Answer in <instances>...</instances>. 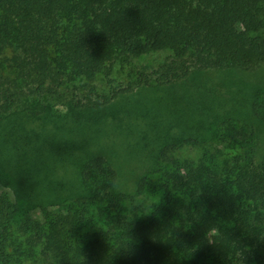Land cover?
Listing matches in <instances>:
<instances>
[{"label":"trees","instance_id":"trees-1","mask_svg":"<svg viewBox=\"0 0 264 264\" xmlns=\"http://www.w3.org/2000/svg\"><path fill=\"white\" fill-rule=\"evenodd\" d=\"M220 72L197 123L136 102ZM120 127L140 160L98 143ZM1 135L36 216L0 199V264H264V0H0Z\"/></svg>","mask_w":264,"mask_h":264},{"label":"rangeland","instance_id":"rangeland-1","mask_svg":"<svg viewBox=\"0 0 264 264\" xmlns=\"http://www.w3.org/2000/svg\"><path fill=\"white\" fill-rule=\"evenodd\" d=\"M168 53L165 52H154L149 53L139 58H136L132 61V65L136 67H145V68H155L159 64H161L167 57ZM233 78L231 75L227 73H206V75H195L194 77L190 78L189 84H192L194 87L190 89H186L179 86H171L167 88H141L137 90L136 93V102H141L142 104L146 103L147 101L159 102L161 103L162 107H173L174 109H181L180 115H184L189 118V115L192 117L190 120L193 123L199 122L201 119L198 117L199 112L201 109L206 111L207 107L210 103H214L215 98L212 97L211 92L215 90V87H219V92H231L232 89L228 90L225 87H221L222 83H224L225 79ZM118 79V78H116ZM121 79V78H120ZM119 79V80H120ZM240 81V80H239ZM237 81V83L242 84L241 82ZM197 86V87H195ZM210 93V95H208ZM221 97V96H220ZM206 105V106H205ZM186 107L191 111H186ZM160 108V107H159ZM162 111V110H161ZM106 116H110L107 114ZM161 113V112H160ZM162 114V113H161ZM112 115L110 118H112ZM200 115V114H199ZM202 116V115H201ZM185 117V118H186ZM108 118V117H107ZM108 118V119H110ZM115 119V118H114ZM139 121V120H138ZM131 122V128L137 127L141 128V125ZM173 123L176 122V119L172 121ZM129 129H125V132H121V127L112 134H109L106 130L100 131L98 136V143L104 145L108 150H114V156L119 158V160L126 159L128 157L127 154L132 155V157L139 159L143 156L139 150H136L135 143L139 142V132H129ZM193 135H196V132L193 131ZM264 143V141L262 142ZM4 145V139L1 135L0 145ZM4 151V148L1 149ZM107 153V152H105ZM197 151L191 148H183L177 152V156L185 157L189 159L197 158L195 154ZM135 154V155H134ZM127 170H124L121 180L127 179ZM129 181V178L127 179ZM129 186V182H127ZM15 196L13 195V191L10 188L1 187L0 186V199L6 200L5 202L9 201L15 204L18 207V211L14 214V220H9L13 222H18L19 217L22 216L23 212L29 213L31 216H36V209L35 203H29L27 206H21L19 203L16 202ZM5 216L1 213L0 214V232L2 225L5 221ZM13 225V224H12Z\"/></svg>","mask_w":264,"mask_h":264}]
</instances>
